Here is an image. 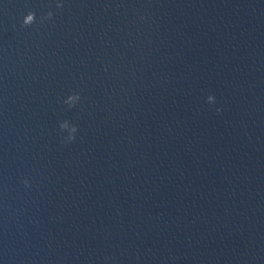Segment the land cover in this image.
I'll use <instances>...</instances> for the list:
<instances>
[{"label": "water", "instance_id": "95a60500", "mask_svg": "<svg viewBox=\"0 0 264 264\" xmlns=\"http://www.w3.org/2000/svg\"><path fill=\"white\" fill-rule=\"evenodd\" d=\"M0 264H242L148 137L76 0H0Z\"/></svg>", "mask_w": 264, "mask_h": 264}, {"label": "clouds", "instance_id": "9594fccd", "mask_svg": "<svg viewBox=\"0 0 264 264\" xmlns=\"http://www.w3.org/2000/svg\"><path fill=\"white\" fill-rule=\"evenodd\" d=\"M77 99V97H75ZM208 102L209 103H214V98L212 96L208 97ZM68 127L67 123H64L61 125V129H66Z\"/></svg>", "mask_w": 264, "mask_h": 264}]
</instances>
